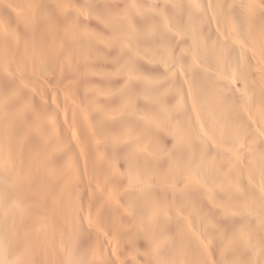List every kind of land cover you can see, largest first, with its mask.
Instances as JSON below:
<instances>
[{"label": "bare ground", "instance_id": "6f19581e", "mask_svg": "<svg viewBox=\"0 0 264 264\" xmlns=\"http://www.w3.org/2000/svg\"><path fill=\"white\" fill-rule=\"evenodd\" d=\"M0 264H264V0H0Z\"/></svg>", "mask_w": 264, "mask_h": 264}]
</instances>
